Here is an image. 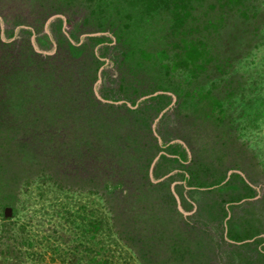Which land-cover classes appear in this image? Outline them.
I'll use <instances>...</instances> for the list:
<instances>
[{"label": "trees", "instance_id": "obj_1", "mask_svg": "<svg viewBox=\"0 0 264 264\" xmlns=\"http://www.w3.org/2000/svg\"><path fill=\"white\" fill-rule=\"evenodd\" d=\"M189 1L0 4L4 219L33 175L99 194L141 264H264V191L218 134L247 49L236 22V42L221 55L193 38L150 47L140 24L161 5L184 22L176 10ZM218 1L244 21L258 18L254 0ZM177 68L192 79L212 70L223 82L196 91L209 110L197 100L188 108Z\"/></svg>", "mask_w": 264, "mask_h": 264}, {"label": "rangeland", "instance_id": "obj_2", "mask_svg": "<svg viewBox=\"0 0 264 264\" xmlns=\"http://www.w3.org/2000/svg\"><path fill=\"white\" fill-rule=\"evenodd\" d=\"M4 3L8 0H0ZM253 4L258 7V18L250 22L233 16L234 7H222L218 0H190L186 8L176 10L189 15L184 22L179 23L174 11L161 5L140 24L150 47L179 49L185 38H193L206 42L214 55L229 52L236 42L229 33L237 30L236 37L247 49L235 65V93L227 104V115L219 122L218 134L264 191V0ZM235 22L238 29H234ZM212 72L192 79L182 68L171 70L175 85L190 92L186 97L189 109L197 100L209 110L211 101L202 99L206 93L196 91L221 87L223 82ZM36 178L32 175L29 184L18 186L14 208L8 210L10 220L0 211V264H141L136 252L117 235L99 194Z\"/></svg>", "mask_w": 264, "mask_h": 264}]
</instances>
